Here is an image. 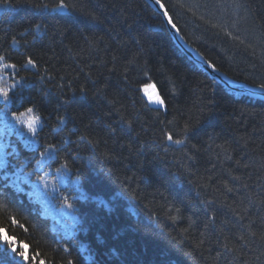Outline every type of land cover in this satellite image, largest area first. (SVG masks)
I'll use <instances>...</instances> for the list:
<instances>
[{
    "label": "trees",
    "instance_id": "trees-1",
    "mask_svg": "<svg viewBox=\"0 0 264 264\" xmlns=\"http://www.w3.org/2000/svg\"><path fill=\"white\" fill-rule=\"evenodd\" d=\"M11 8L3 19H0V37H5L8 44L4 45L5 50H10L9 60L6 62L16 63L20 54L24 52L23 40H32L27 35L20 36L30 23L42 25L40 35L47 31L48 36L53 35L52 28L57 24L66 25L71 23L70 19L62 18L63 13L53 12L52 6L60 0H33V3L48 4V9H39L33 12L23 4H17L16 0H10ZM97 0H92L96 3ZM111 3L112 0H107ZM174 14V20L181 29L180 35L196 50H198L208 61H212L216 68L226 73L231 78L257 86L264 83V46L254 37L245 40V44H239L226 37L219 28L211 27L212 24H230V10L223 8L205 9L203 5L214 3V0H183L186 7L181 9L173 7L176 0H162ZM253 10H260L259 14L264 15V0H250ZM200 4L196 12L187 11V6ZM136 11L139 18L136 27L141 35L145 37L146 58L142 63H147L148 76L142 77L132 73L134 80H142L144 83L152 82L157 85L158 90L166 98L173 95L172 89L176 88L181 95L178 101L173 104L183 103L189 91L201 94L202 89L213 90L219 111L214 121L215 127L206 129V132L213 130L220 132L226 125L233 129L237 122L241 126L239 134L243 135V127L248 132L258 128L264 122V100L251 98L229 90L217 83L209 74L198 67L190 60L175 44L161 15L157 13L145 0H135ZM3 0H0V15L4 9ZM109 16H116L115 12H108ZM203 16L208 20L199 19ZM83 31L90 37L104 36L107 39L102 27L89 29L85 25H74L73 31ZM135 34V33H133ZM21 40L19 50L10 45L11 37ZM57 40L61 37L57 35ZM35 50L39 52V42L32 41ZM65 44L69 41L65 40ZM251 43L253 48H246ZM102 46V45H101ZM253 49L255 54L253 55ZM59 48L57 52L59 53ZM50 55V53H49ZM47 59V57H45ZM48 67V65H43ZM54 67L58 70L53 73L57 76L48 94L47 103L41 104L31 114L40 117L39 124L42 131L39 133V140L45 146L48 143L59 145L64 151L59 154L60 163L48 162L50 166H44L42 172L36 171L39 165L33 159L31 165L23 154L14 157L11 162V170L15 171L21 164L28 165L22 170L25 179L31 174L27 184H21L23 192H16L10 189L5 192V197H0V228L6 234L15 237L16 245H28V254L35 255V264L40 260L51 261L59 264L61 257L72 259L74 264H212L215 252L204 251L194 253L192 257L186 255L190 250L189 243L184 241L182 230L189 228L191 217L197 222V227L203 228V215L200 218L192 214L191 204L195 202L196 192L194 185L176 179L171 176L172 172L182 170L189 162L183 159L184 149L177 150L178 146L169 148L167 158L164 161H154L144 169H138L134 164L129 165L125 160L107 161L101 159L100 152L104 151L103 145L98 149L96 155H90L84 145L77 149L76 141L79 136L85 135L89 139H107V130L102 121H98V113H95L87 105H72L68 109L72 119L67 125H60L57 128L59 115H63L65 109L56 108V84H64V91L68 95L79 96L80 87H92V81L86 82V75L79 74L77 62L69 58L64 52L59 63ZM0 67V75L4 74ZM68 72L69 78L60 80L59 77ZM89 69L84 68V73ZM9 74L13 73L8 69ZM25 75V72H21ZM75 78L73 80L72 78ZM11 83V80L8 81ZM71 84V87L67 85ZM2 85V82H0ZM113 77L108 84L109 95L115 93L117 88L123 89ZM94 90V88H93ZM211 94V93H205ZM142 93L123 91L121 103L128 106V112H137L142 120H147L144 105L146 98L141 100ZM134 104V108L132 105ZM2 106V105H0ZM154 107V106H153ZM172 105H170V108ZM23 111L19 104L9 106V116L12 112ZM17 112V115H19ZM29 118V114L21 117L22 120ZM171 119V114L168 117ZM163 119V117H162ZM147 126V125H145ZM56 128V131L53 129ZM16 131L6 135L3 125H0V139L10 141L20 151L22 138L19 133L22 131L29 136L27 129L20 124L15 125ZM139 130V129H137ZM204 135L203 133L201 134ZM231 135V133H227ZM127 137L125 136V139ZM150 138V135H149ZM179 138V137H177ZM206 139V136L204 137ZM225 139L216 141L220 144ZM255 145H262L260 133L254 137ZM70 141V143H64ZM195 142V141H193ZM111 147V142L109 141ZM42 151V149H40ZM9 151H12L10 148ZM76 151L77 156L68 158L67 153ZM154 150L149 152L148 158ZM164 155L163 149H160ZM124 155H127L125 152ZM199 163L193 168L197 175L189 177L195 182L198 176L206 175L204 169L208 167L205 163L206 157H198ZM67 160L68 168L57 173L56 169ZM224 167H231L225 163ZM109 169L112 171L109 172ZM43 176L42 181L38 180ZM231 197H229L230 199ZM65 200L72 204L68 208ZM103 202V203H102ZM179 209V211H177ZM253 208L251 212L256 213ZM177 216L175 221L170 217ZM11 218L17 223L13 224ZM190 232L192 229L189 230ZM191 239V238H190ZM208 245H205L207 249ZM70 249V255L64 251ZM6 249V245L0 241V252ZM9 256L12 254L9 252ZM13 264H24L18 257ZM29 264H32L30 261ZM219 264H225L223 260Z\"/></svg>",
    "mask_w": 264,
    "mask_h": 264
},
{
    "label": "snow or ice",
    "instance_id": "snow-or-ice-1",
    "mask_svg": "<svg viewBox=\"0 0 264 264\" xmlns=\"http://www.w3.org/2000/svg\"><path fill=\"white\" fill-rule=\"evenodd\" d=\"M3 3L7 7L0 19L6 17L11 8L10 0H3ZM16 3L23 4L33 12L49 8L48 4L33 3V0H16ZM154 3L162 12L167 25L179 35L181 29L175 22L169 6L162 0H154ZM173 7L184 9L186 5L183 0H176ZM203 7L223 8L226 12L230 10V24L211 25L213 28H219L229 39L245 44V40L254 37L264 46V15L259 14V9L253 10L250 0H214L211 5L205 4ZM193 8L199 10L201 5L187 6V11L195 16ZM51 10L63 13L62 18L70 19L71 23L57 24L52 28L51 36H48L47 31L41 36L42 25L30 23L19 35L24 36L26 33L32 40H23L24 52L16 63L6 62L9 60L10 50H5L4 45L9 42L6 36L0 37V67L5 70L4 74L0 75V125H3L6 135L16 131V124L22 125L27 129V133H30L29 136H25L22 131L19 133L22 138L20 151H17L10 141L0 139V197H5L4 193L10 189L23 192L21 184H27L31 179V174L27 179L22 175L23 168L28 165L21 164L15 171L11 170L14 157L23 154L29 165L34 159L40 166L36 169L38 172H42L44 166H50L48 162L60 163L59 154L64 149L56 144L48 143L45 146L40 142L39 133L43 130L39 124L41 118L31 114L41 104L49 102L48 94L57 79L53 73L58 72L54 64L59 63L61 55L67 52L69 58L77 62L79 74L86 75V82L92 81V87H80L77 96L75 91L68 95L64 91V84L55 85L58 89L56 108L65 109L64 114L57 117V128L60 125L66 126L72 119L68 112L72 105H87L98 113V121H102L107 130V139H89L85 135L78 137L75 142L77 149L84 145L90 155H96L103 145L104 151L99 153L101 159L125 160L129 165L134 164L138 169H144L154 161H164L169 148L178 146L177 150L184 149L182 157L189 165L172 172L171 176L194 185L196 197L195 202L191 204L192 214L197 216V219L200 214L203 215L202 230L191 217L188 218L189 228L182 230L186 233L184 241L189 243L190 248L186 255L192 257L194 253L202 254L207 251L211 258L210 254L214 251L216 255L211 258L212 264H219L221 260L225 264H264V140L262 145L250 147L255 145L254 137L257 133L264 137V122L252 132L243 127V135L239 134L241 126L238 122L235 129L226 125L220 132H206V129H214V121L219 111L213 90L202 89L200 95L189 91L183 103L173 104L181 95L176 88L172 89V97L166 98L155 83L134 80V72L142 77L148 76L147 63H142L147 53L145 37L136 27L139 13L136 11L135 0H112L111 3L107 0H97L96 3H92V0H60ZM108 12H115L116 16H109ZM199 19L204 20L205 24L208 23L203 16ZM80 24L89 29L102 27L107 39L104 36L90 37L79 29L74 32L73 26ZM57 35L61 37L60 40H57ZM65 40L69 43L65 44ZM32 41L39 42V52L35 50ZM10 45L19 50L21 40L13 35ZM245 46L253 48L251 43ZM252 54H255L254 49ZM204 63L212 71H217L212 61ZM45 64L48 67H43ZM84 68L89 69L88 73H84ZM8 69H12L13 73L9 74ZM21 72L26 74L21 75ZM113 77L124 87L117 88L114 94L109 95L108 84ZM68 78L66 71L59 77L60 80ZM72 79L75 80L74 77ZM9 80L11 83H8ZM67 86L71 87V84ZM257 87L259 93L252 91L247 94L264 97V83ZM123 91L142 93L141 100L146 98L147 101L144 105L146 115L154 114L148 115L147 120H142L139 113H129L128 106L121 103ZM12 104H19L23 111L19 112L18 108L19 115L12 112L9 116V106ZM132 107L134 108V104ZM25 114H29V118L22 120L21 117ZM170 114L171 119L168 118ZM59 130L63 131V128ZM229 132L231 135H227ZM222 135L225 139L216 144ZM10 148L12 151H9ZM160 149H163L164 155H161ZM152 150L154 152L149 159V152ZM125 152L127 155H124ZM77 155L76 151L67 153L68 158ZM201 156L206 157L205 163L208 167L204 169L206 175L198 176L194 184L189 177L197 175L199 169L194 172L193 168L199 163L198 157ZM226 162L230 163L231 167H224ZM67 168L68 163L65 160L56 172ZM111 171L109 169V172ZM43 179V176L38 177L40 181ZM65 204L68 208L73 207L67 200ZM253 208L257 210L255 214L251 212ZM170 218L174 221L178 219L177 216ZM11 220L13 224L17 223L15 218ZM0 241L6 245V249L0 252V264H13L16 257L24 264H29L30 261L35 264L36 256L28 254V245L20 244L18 248L15 237L6 234L2 228ZM205 245H208L207 249ZM64 251L70 255L69 248H64ZM9 252L11 256L8 255ZM39 264L53 262L40 260ZM59 264H74V261L61 257Z\"/></svg>",
    "mask_w": 264,
    "mask_h": 264
},
{
    "label": "water",
    "instance_id": "water-1",
    "mask_svg": "<svg viewBox=\"0 0 264 264\" xmlns=\"http://www.w3.org/2000/svg\"><path fill=\"white\" fill-rule=\"evenodd\" d=\"M157 13H159L171 35L173 38L175 44L179 47V49L190 59L192 60L198 67H200L202 70H204L207 74H209L217 83L222 84L226 86L227 88H230L233 91L239 92L243 95L257 98L264 100V97H261L259 95L250 96L247 93L249 92H256L259 93V88L254 85L247 84L242 81L235 80L228 76L226 73L220 71L217 68V71H212L209 69L204 61H208L198 50H196L192 45L188 44L184 39H180L182 37L179 33V35L176 34V32L171 29L169 25H167L166 21L163 18L162 12L158 9V6L155 5L154 0H145Z\"/></svg>",
    "mask_w": 264,
    "mask_h": 264
},
{
    "label": "bare ground",
    "instance_id": "bare-ground-1",
    "mask_svg": "<svg viewBox=\"0 0 264 264\" xmlns=\"http://www.w3.org/2000/svg\"><path fill=\"white\" fill-rule=\"evenodd\" d=\"M220 70V69H219ZM221 71V70H220ZM222 85V84H221ZM222 86H224V85H222ZM224 87H226V86H224ZM227 88V87H226ZM229 90H231L230 88H228ZM231 91H233V90H231ZM233 92H236V91H233ZM236 93H239V92H236ZM239 94H241V93H239ZM252 98V97H251ZM257 99V98H256Z\"/></svg>",
    "mask_w": 264,
    "mask_h": 264
}]
</instances>
